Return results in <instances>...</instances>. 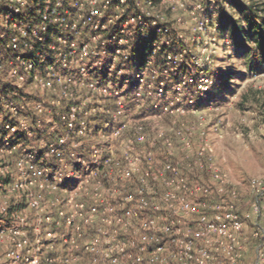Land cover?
Masks as SVG:
<instances>
[{
	"label": "built area",
	"instance_id": "built-area-1",
	"mask_svg": "<svg viewBox=\"0 0 264 264\" xmlns=\"http://www.w3.org/2000/svg\"><path fill=\"white\" fill-rule=\"evenodd\" d=\"M124 2L125 0H0V141L9 144L14 142V136L18 134L24 137L23 141H15L17 143H14L13 148L20 149L16 167L24 177V182L18 186L25 193V204L40 213L33 230L38 231V236L49 240L54 236L74 238L85 232L89 233L95 215H100L102 220L110 223L111 219L113 222L126 219L142 223L146 220L151 224L152 231H149L150 228L145 231L143 224L140 226L145 231L142 239L147 242L144 244V254L148 256L145 259L148 264H222L221 260L208 262L212 258L200 242L204 234L208 233L216 235L215 242H229L226 246H218L228 255L232 256L233 253L239 258L242 248L238 245L239 237L236 233L241 229V222L232 212L226 211L222 215L208 218L202 211V207H206L205 202L200 206L183 201L182 194H171L168 187L167 192L163 191L159 197L151 196L148 200L157 204L160 200L168 203L174 198L180 203L184 219L179 215L168 218L147 210L142 213L141 205H146L148 201L143 191L156 193L152 185L144 184L142 175L149 169L153 171V166L157 164L154 153L159 149L156 147L159 146V141H164L161 135L155 134L149 138L142 128L137 127L122 143L118 159H115L114 153L103 154L93 146L89 155L78 152L85 135L93 132L100 134L110 129L112 136H119L128 122H131V119L125 120L131 110L127 102L128 89L118 77L124 74L121 70L124 61L132 64L138 61L140 44L136 46L132 38H126L128 34L132 35L126 26L138 28L142 19L140 15L126 13ZM136 6L139 11H143L141 3L137 2ZM117 20L121 22L116 32L106 37L99 33L107 25H117L114 23ZM155 46L152 43L146 54L152 56L156 52ZM147 64H150V60H147ZM139 82L133 91L141 95L147 86L143 88L141 79ZM20 90H26L32 96L31 117L26 111L27 98ZM81 90L87 94L79 95ZM60 98L67 100L62 102ZM98 98H111L114 107L102 104L98 105L99 109L95 104ZM43 114H49L55 120H49L51 135H48L51 132L46 131L41 121L40 116ZM97 114V118L91 119ZM133 122L139 123L138 120ZM57 123L61 126L58 127ZM59 129L63 130L62 133H59ZM1 133H5L3 138ZM35 142H38L36 148H32L30 145ZM160 170L163 174H180V169L171 162L165 161ZM134 174L142 182L129 194H117L115 197L107 194L108 191L103 195L96 192L93 194L96 199L92 202L87 200L90 194L85 191L78 194L84 196L83 199L71 192L72 189L87 190L88 186L98 190L106 182L115 185L119 180H133ZM173 178L177 187L183 189V192L187 191V183L183 177ZM31 179L35 181L37 193L30 201L26 189L33 181ZM84 186L87 187L83 188ZM189 187L194 191H205L200 184ZM44 191L49 193L46 198L51 196L54 199L53 202H46L55 206L53 213L45 211L42 199ZM62 191L73 194L70 198H75L64 203L65 199L57 197ZM256 192L263 194L261 188H257ZM115 201H118L116 206ZM67 203H70L68 211L64 210V204ZM132 204L135 206L133 211L127 209ZM159 206L162 205H152V210L158 211ZM218 207L219 205L216 206L217 209ZM0 211L5 214V207ZM190 213L196 214L194 229L185 227L188 220L186 215ZM79 217H83L82 221L86 224L82 231L77 225ZM19 219L21 223L25 221L22 217ZM159 220H163L161 224L158 223ZM40 223L44 225V230H39ZM28 227L0 230L1 236L12 241V246L5 253L12 264L19 261L24 264H80V252L93 255V251H90L92 247L83 249L77 244L71 247L68 256L54 261L49 258L41 262L38 251L32 254L27 250V255H23ZM102 231L109 238L108 228ZM124 238L122 235L117 240L113 238L123 246L118 252L113 251L108 243L115 240L106 241L108 244L102 248L105 254L102 263L100 260L91 261L90 256L88 261L81 264H115L118 261L117 264H124L132 263V259L133 263L137 262L139 258H132L130 247L127 248L129 242ZM120 241L125 243L122 245ZM231 256L228 258L230 264H236L235 257L232 256V259Z\"/></svg>",
	"mask_w": 264,
	"mask_h": 264
},
{
	"label": "rangeland",
	"instance_id": "rangeland-1",
	"mask_svg": "<svg viewBox=\"0 0 264 264\" xmlns=\"http://www.w3.org/2000/svg\"><path fill=\"white\" fill-rule=\"evenodd\" d=\"M220 1L224 2L227 8L229 7L225 0H206L209 13L212 15L211 22L217 16L216 11L220 7V3H218ZM243 1L256 3L258 6L264 2V0ZM203 7L201 0L153 1L147 11L149 14H145L150 18L147 23L143 19V13L129 12L130 14L141 15L142 24H138L139 28L142 27L144 31H155L158 35V39L153 42L156 45L154 57L160 49L162 50L165 41H167L160 30L162 31L166 24L175 27L177 37L173 40L174 44L168 41L171 43L169 62L165 63L164 67H162L161 61H159L161 64L154 67L150 62L149 65L136 70L137 63L132 64L124 61L121 66L124 74L118 79L128 89H126V93L129 94L127 102L131 110L128 119L125 120L131 119V122H128V126L119 136H112L110 129L100 134H95L91 130L93 134L82 137L83 142L78 152L81 155H89L93 146L99 151L101 150L103 154L114 153L115 159H118L122 143L128 139V135L135 132L137 127L142 128L149 138L155 134L161 135L164 141H159V146H156L159 149L155 150L154 153L157 164L153 166V171L149 169L144 176L142 175L144 184L152 185L156 192L151 194L152 192L143 191L144 196L147 197L146 200L151 196L159 197L163 191L167 192L169 187L171 190L168 192L174 195L182 194L183 201H189L196 205L200 204V206L205 202L206 207H202V211L208 218L222 215L226 211L232 212L241 222V229L236 233V236L239 237L238 245L242 248L239 258L232 253L236 264H264V65L261 66V69L249 70L243 61L234 56L232 59L222 60L221 67L223 70L226 69L228 63L235 67L236 77L232 81V90L222 97L218 95L213 100L206 101L205 98L208 97L206 92L212 86V78L204 75V69L209 63L215 65L217 61H220L222 58L217 55H222L223 52L218 50V45H221L222 41L215 42L213 29L209 27L210 19H208ZM120 22L121 20H117L114 23L118 25ZM126 27L131 32L133 29H137L130 26ZM131 37L128 34L126 38L130 39ZM147 55L150 56L149 53ZM214 57H217L215 61ZM183 68H185L184 72L181 70ZM195 69H201L198 71L197 86L188 88V76H196ZM140 79L142 87H147L143 89L146 90L144 93L138 95L133 91V88L140 84ZM21 93L27 98L28 107L26 111L31 117L33 115L31 110L32 96L26 90L21 91ZM78 94L84 96L87 92L81 90ZM148 98L154 103L153 106L147 100ZM61 100L63 102L67 98ZM95 101H97L94 103L99 109L100 106L98 105L102 104L103 106L114 107L111 98H98ZM140 103L143 105L141 106ZM99 116L103 118L102 114ZM97 117L98 114L91 119ZM40 118L46 131L51 132L49 120H54L51 115L43 114ZM134 120H138L139 123L133 122ZM57 125L58 127L61 126L60 123ZM62 131L59 129V133ZM4 134L1 133V138L4 137ZM51 134L52 132L48 135ZM14 137V142L9 144L0 141V210L3 207L6 209L5 214L0 211V230L14 227L26 229V226H29L27 228V245L26 249L22 251L23 255H27V250H30L32 254L38 251V258L41 262H45L49 258L54 261L68 256L71 253V247L77 244L79 248L83 249L92 247L90 251H93V255H90L92 258L89 254L85 255L84 252H80L78 260L80 264L90 258L91 261L100 260L102 263V258L105 257L102 248L109 243L112 250L118 252L123 246L118 244L119 241L117 242L116 238L122 235L129 242H127V248L130 247L132 258L135 256L139 258L137 262L133 263L134 259H132V263L124 262V264L149 263L145 260L148 256L144 254L146 249L144 244L147 242H143L142 237L149 228V231H152V226L146 220H143L142 223L131 222L130 220L129 222L126 219L113 222L111 219L110 223L102 220L100 215H95L91 222L92 228L90 227L87 234L85 232L74 238L71 236L67 238L54 236L51 240L38 236V231L34 232L33 228L38 222L37 218L40 213L27 207L25 193L18 186L19 183L24 182V177L21 176L16 167V159L20 149L18 147L14 149L13 145L17 143L15 141H23L24 137L20 134ZM37 143L35 142L30 146L36 148ZM165 161L173 163L177 169H180V174H163V168L160 170V167L165 164ZM173 176H176V179L183 177L186 180L187 191L183 192V189L176 186ZM137 177L139 176L134 174L132 178L135 179L119 180L115 185L106 182L105 186L102 187L103 189L95 190L94 187L88 186L87 190L77 189L74 191L72 189L71 192L77 193V197L80 199H83L84 196L78 194L85 192L90 194L88 201L96 199L93 196L96 192L103 195L105 191H108L107 194L114 196L129 194L135 186L140 185L141 179L137 180ZM34 179H31L33 181L26 189L30 201L32 196L37 193ZM8 182L9 184H7ZM166 183H170V185ZM194 184H200L205 188V191L192 190L189 186ZM85 187L87 186L83 188ZM257 188L262 189V195L257 194ZM23 189L25 188L23 187ZM69 190L70 188H68ZM48 195L49 193L46 191L42 195L45 211L53 213L55 206L48 205L46 202H53L54 199L50 196L52 199L49 198V200L46 198ZM72 195L62 191L57 197L62 200L65 199V203L67 200L72 201L75 198H70ZM158 203L162 205L159 206V210H152V205L156 206ZM157 204L148 200L147 204L141 205L140 209L142 213L147 210L150 213H152L151 211L156 212L155 214L159 213L161 216L166 215L168 218L171 215H179L180 218L184 219L183 212L179 207L180 203L176 202L174 198L168 203L160 200ZM116 205H118V201H115L114 206ZM217 205H219L218 209L216 208ZM64 207V210L68 211L70 203L64 204ZM127 209L133 211L135 206L132 204ZM83 211L85 212V207ZM186 216L188 220L185 227L194 229L196 227V214L190 213ZM20 217L25 219L23 223L20 222ZM82 220L83 217H79L77 221L81 231L86 225ZM162 221L159 220L158 223L161 224ZM140 224H143L142 228H145V231L141 229ZM38 228L40 231L44 230V225L40 223ZM107 228L109 238H106L102 231ZM214 238L216 239V235L208 233L207 235L204 234L202 241L200 240L201 245L206 248L210 258H212L208 262L221 260L222 264H230L228 258L231 255L219 247L226 246L229 242L217 241V243ZM107 240L115 241L107 243ZM207 240L208 242H206ZM11 242L10 239H6L0 234V264H12L5 257L6 251L12 246ZM123 243L125 242L123 241L122 245ZM16 264L24 263L19 261ZM108 264L114 263L108 262Z\"/></svg>",
	"mask_w": 264,
	"mask_h": 264
},
{
	"label": "trees",
	"instance_id": "trees-1",
	"mask_svg": "<svg viewBox=\"0 0 264 264\" xmlns=\"http://www.w3.org/2000/svg\"><path fill=\"white\" fill-rule=\"evenodd\" d=\"M153 1L158 0H125L124 7L126 13H143V19L147 23L150 18L145 16V14L151 7V4H153ZM160 1L162 2L163 0ZM225 1L228 3L229 7L227 8L222 1L218 2L220 3V7H218L216 11L217 16L213 22H211L212 15L209 13V6H207L208 2H206V0H201L204 11L207 13L208 19H210L209 27L213 29L215 42L218 43L222 41L221 45H218V50L223 52L222 55H217L221 56L222 59H220V61H217L215 65L214 63H209L204 69V75L212 78V86L206 92L208 96L205 98L206 101L213 100L218 95L222 97L232 90V81L236 77L235 67L228 63L225 67L226 69L223 70L221 67L222 60H229L234 56L243 61L249 70H258L264 65V2L258 6L256 3L243 0ZM137 2L141 3L143 11H139L136 6ZM204 3H206V5H204ZM174 28L173 25L169 26L166 24L162 31L160 30L167 41H165L166 45H163L164 47L162 50L160 49V51L156 53V58L154 54L152 56L146 54L148 48L158 39L156 32H151L149 30L144 31L142 27H138L136 30L133 29L131 38L136 46L140 44L136 70L146 66L147 60H150L153 67L157 66V64H161L159 61L162 62V67L165 66V63L169 62L171 43H173V40L177 37ZM117 29L118 25L110 24L99 33L106 37L116 32ZM168 41H171V43ZM183 57L186 58L185 56ZM216 58H213L214 61ZM184 69L185 68L181 70L184 72ZM198 71H201V69H195L196 76H188V88L197 86ZM147 100L151 102L150 104L153 106L154 103H152V100L149 98Z\"/></svg>",
	"mask_w": 264,
	"mask_h": 264
},
{
	"label": "crops",
	"instance_id": "crops-1",
	"mask_svg": "<svg viewBox=\"0 0 264 264\" xmlns=\"http://www.w3.org/2000/svg\"><path fill=\"white\" fill-rule=\"evenodd\" d=\"M247 252H249V250H247ZM247 256V255H246Z\"/></svg>",
	"mask_w": 264,
	"mask_h": 264
}]
</instances>
